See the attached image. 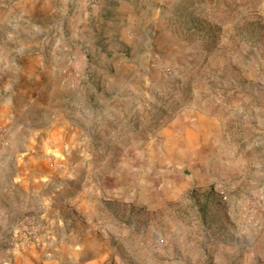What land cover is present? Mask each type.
Here are the masks:
<instances>
[{"label": "rangeland", "instance_id": "374dc122", "mask_svg": "<svg viewBox=\"0 0 264 264\" xmlns=\"http://www.w3.org/2000/svg\"><path fill=\"white\" fill-rule=\"evenodd\" d=\"M2 134L0 264H264V0H0Z\"/></svg>", "mask_w": 264, "mask_h": 264}, {"label": "crops", "instance_id": "0c3cea01", "mask_svg": "<svg viewBox=\"0 0 264 264\" xmlns=\"http://www.w3.org/2000/svg\"><path fill=\"white\" fill-rule=\"evenodd\" d=\"M43 81H45V80H43ZM47 81H50V80H47ZM205 124L206 125H211L210 123H207V122H205ZM253 170L256 173L254 176L258 177V179L264 181V164L261 163V164L255 165ZM182 181H183V185L184 186H186V185H188V183L192 182L191 180H188V179L187 180H182ZM216 181L217 180L210 179V177L206 175V176H203V177L195 180L194 186H195L196 189H203V187H205L207 185H210L211 183H216ZM259 184L260 183L258 182L256 187ZM170 185H171V187H175L177 185V182L175 181V179L170 177V176L164 178L163 183H162L163 190H165V191L168 190V187ZM262 185H263V183H262ZM263 188H264V185L261 186V189H263ZM161 192H162V189H161ZM256 193H257V191H256ZM151 195H152V193H151ZM156 199L160 200V194L156 193V191H154V196L153 195L151 196V201L152 200L154 201ZM263 204H264V202H263ZM259 207H264V205L263 206L259 205ZM104 228L105 227L100 224V221L98 219L95 222V221L87 218V221L85 222V224H83L82 228L80 229V234L83 237L82 240L86 241L88 243L97 244V241L94 240V239L98 238V239L101 240V239L105 238ZM90 231H93V232L90 233ZM71 237H75V236L71 235ZM99 244H100V242H99ZM144 244L147 246V251H149L150 253H153V252H151L152 251V249H151L152 248V240L151 241L147 240V241L144 242ZM78 254H80V255L89 254V256H90V255H96V254L99 255L100 252L97 251V250H94L93 248H91L90 250H88V252L87 251H83V252H78Z\"/></svg>", "mask_w": 264, "mask_h": 264}, {"label": "built area", "instance_id": "2783aa9c", "mask_svg": "<svg viewBox=\"0 0 264 264\" xmlns=\"http://www.w3.org/2000/svg\"><path fill=\"white\" fill-rule=\"evenodd\" d=\"M3 135V134H2ZM2 135H0V137H1V140H4V135L2 136Z\"/></svg>", "mask_w": 264, "mask_h": 264}]
</instances>
